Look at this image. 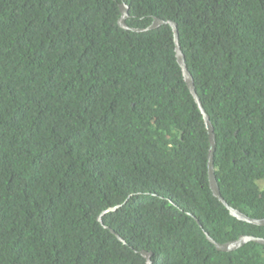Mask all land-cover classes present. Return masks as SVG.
Masks as SVG:
<instances>
[{"label":"trees","instance_id":"16d2710c","mask_svg":"<svg viewBox=\"0 0 264 264\" xmlns=\"http://www.w3.org/2000/svg\"><path fill=\"white\" fill-rule=\"evenodd\" d=\"M122 3L177 24L220 193L264 219V0H0V264H264L206 238L264 226L212 193L172 28Z\"/></svg>","mask_w":264,"mask_h":264},{"label":"water","instance_id":"95a60500","mask_svg":"<svg viewBox=\"0 0 264 264\" xmlns=\"http://www.w3.org/2000/svg\"><path fill=\"white\" fill-rule=\"evenodd\" d=\"M128 9L129 8L125 3H122L120 5L121 17L118 20V24L121 28H123L125 30H131L134 32H144V31L156 29V28L160 27L161 25H165V24L170 25V27L172 28L173 33H174L175 52H176V57H177L178 63L182 69L185 82H186L195 102L197 103L202 115H203L204 123H205L206 129L208 131V135H209L210 150H209V154H208V177H209V184H210V188L212 190V193L230 211V214L232 216L236 217L237 219H239L241 221H245V222L255 224V225H259V226H264V219H254V218H251V217L245 215L241 211L234 209L224 200V198L222 197V195L220 193V188H219V185L217 183V179H216V175H215V167H214V152H215L214 127L210 121L208 114L205 112V110L203 108L202 102H201V100L197 94V91H196V88L194 85V79H193L191 73L189 72V70L186 66L185 56H184V54L180 48V44H179V33H178L177 24L173 21H170V20L165 21V20H162L160 18H154L153 22L147 28H143V29L131 28L126 24V20L129 17ZM118 207L119 206L109 208L108 210L104 211L102 213V215H104L110 211H115ZM102 215L98 218V220L100 222H102ZM110 231L113 234H115L118 239H120L123 243H125L124 240L118 234H116L114 230L111 229ZM206 238L215 246V248L218 251H222V252L235 251V250L241 248L242 246H244L249 241H253V242H256L259 244H264V238H258V237H253V236H240L237 240L229 241V242H226L223 244L216 242L214 239H212L210 237V235L208 233H206ZM141 254L143 257L146 258L147 264H151L152 253L147 252V251H141Z\"/></svg>","mask_w":264,"mask_h":264}]
</instances>
